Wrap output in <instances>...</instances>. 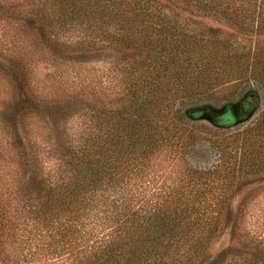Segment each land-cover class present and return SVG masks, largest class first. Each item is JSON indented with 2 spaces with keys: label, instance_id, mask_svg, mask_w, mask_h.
I'll return each instance as SVG.
<instances>
[{
  "label": "trees",
  "instance_id": "16d2710c",
  "mask_svg": "<svg viewBox=\"0 0 264 264\" xmlns=\"http://www.w3.org/2000/svg\"><path fill=\"white\" fill-rule=\"evenodd\" d=\"M263 38L264 0H0V264H264V124L213 107Z\"/></svg>",
  "mask_w": 264,
  "mask_h": 264
},
{
  "label": "rangeland",
  "instance_id": "374dc122",
  "mask_svg": "<svg viewBox=\"0 0 264 264\" xmlns=\"http://www.w3.org/2000/svg\"><path fill=\"white\" fill-rule=\"evenodd\" d=\"M261 41H252V42H246L245 47H261L264 48V38L260 39ZM93 61L91 63H87L86 65H82V70L83 73L86 74L88 78H91L92 80L96 79V82L99 84L100 88L104 86V64H106L107 69L112 65V63L115 61L113 57H104V51H100V53L96 55H92ZM48 67L43 64L39 63L38 64V76H37V81H43L49 73ZM75 76V75H74ZM94 83V82H93ZM34 84V83H33ZM38 84L35 80V84ZM97 85V84H96ZM94 88H97L95 86ZM99 88V87H98ZM2 88L0 87V95L3 94ZM237 89L235 88H229L226 90H223L222 92H218L215 96L216 101L219 103L216 105H213L215 109H221L223 108L227 103H230L232 105H237L240 103V101L243 99L244 95H237L235 93ZM246 94H253V100H252V112L251 116L247 119H242L241 121H234L231 123L228 127H230V132H248L250 131L254 126H259V124L263 123L264 124V91L261 86L255 85V84H250L249 86L246 87ZM2 97V96H1ZM227 98L225 101L224 99ZM229 99V100H228ZM198 124V123H197ZM201 125L207 126L210 128V130L213 133H217V131H214V128L212 125L206 121L202 120L200 123ZM227 132V131H226ZM207 138V136L205 137ZM203 150V151H202ZM199 152V162L198 164L202 167L208 168L210 167L213 163H215L216 158V153L215 151L210 147V143L204 142L202 145L198 146V149L196 150ZM204 152V153H203ZM214 154V156L212 155ZM260 178L257 177H249L246 182H244V186L246 188H253L256 187V184H259ZM259 182V183H258ZM242 185V186H243ZM264 199V198H263ZM233 204H236L238 202V199L235 197L232 199ZM262 206L264 207V202H262ZM255 216H253L254 220L257 219L259 216L258 214L260 211H255Z\"/></svg>",
  "mask_w": 264,
  "mask_h": 264
},
{
  "label": "flooded vegetation",
  "instance_id": "af4514ba",
  "mask_svg": "<svg viewBox=\"0 0 264 264\" xmlns=\"http://www.w3.org/2000/svg\"><path fill=\"white\" fill-rule=\"evenodd\" d=\"M253 94L250 95L249 97L243 98L239 104L233 108L234 113H233V119L234 121H241L242 119L246 118L248 114L252 112V100H253Z\"/></svg>",
  "mask_w": 264,
  "mask_h": 264
},
{
  "label": "water",
  "instance_id": "95a60500",
  "mask_svg": "<svg viewBox=\"0 0 264 264\" xmlns=\"http://www.w3.org/2000/svg\"><path fill=\"white\" fill-rule=\"evenodd\" d=\"M249 116H251V113H250V114H248V116H247L245 119L249 118Z\"/></svg>",
  "mask_w": 264,
  "mask_h": 264
}]
</instances>
